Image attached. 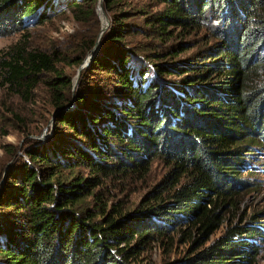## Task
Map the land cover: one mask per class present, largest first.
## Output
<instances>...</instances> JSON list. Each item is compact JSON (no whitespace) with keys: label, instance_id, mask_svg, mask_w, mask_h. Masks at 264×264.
Returning a JSON list of instances; mask_svg holds the SVG:
<instances>
[{"label":"trees","instance_id":"obj_1","mask_svg":"<svg viewBox=\"0 0 264 264\" xmlns=\"http://www.w3.org/2000/svg\"><path fill=\"white\" fill-rule=\"evenodd\" d=\"M58 1L0 0V38L24 34L0 54V88L30 100L46 86L59 109L55 136L26 145V159L17 158L0 185V264H137L154 243L172 251L176 235L196 250L161 264H256L253 238L264 240L258 224H231L205 244L239 202L242 144L264 140V0H146L164 5L154 13L133 0H105L108 11L121 13H114L75 95L58 66L66 56L32 47L25 32L59 4L87 22L98 0ZM125 5L144 8L143 27L130 28L135 34L145 28L164 41L178 27L208 30L221 41L203 64L163 62L176 54L170 50L141 57L148 49L128 42ZM209 9L224 30L209 23ZM86 41L69 63H83L96 44ZM158 159L170 171L134 211L107 210L101 193L94 194L104 177H145Z\"/></svg>","mask_w":264,"mask_h":264},{"label":"rangeland","instance_id":"obj_2","mask_svg":"<svg viewBox=\"0 0 264 264\" xmlns=\"http://www.w3.org/2000/svg\"><path fill=\"white\" fill-rule=\"evenodd\" d=\"M99 1L96 6V16L87 22L79 21L68 6H60L59 4L58 7H55V10L49 13L44 23L36 24L31 21L25 32L30 37V45L32 47L50 51L57 49L66 56L58 66L62 68L61 71H63L65 77L73 80L72 89L74 95L84 71L94 59L90 60L89 65L81 71L79 64L69 63L78 49V43L83 39L87 40L86 43L96 39L97 43V40L100 39V50L102 41L105 40L104 37L114 24V13L117 12L119 15L121 13L120 7L116 8L114 12L108 11L105 0H103L104 14L109 18V24L100 37L105 18L103 12L98 11ZM58 2L60 1L57 0L56 4ZM132 3L138 7L144 6L147 9L145 13H154L164 7L163 4L154 7L153 2L146 0H133ZM142 9L138 11L129 10V5H125L122 15L128 16L127 24L130 31L133 30L130 29L133 26L143 27L144 12H139L143 11ZM207 17L210 19V24L215 23L219 29H225V24H223L222 19H220L214 9L208 10ZM144 29L136 34L132 31L127 38L128 42L136 48L147 47L148 50L141 57L148 55L155 59L153 56L156 52L161 54L166 53L168 50L173 53L176 52L175 55L171 54L169 57L164 58L163 62L182 63L189 59L196 60L200 64L209 62L210 52L221 41L215 37L211 38V32L208 30H183L178 27L170 28L171 33L166 36L168 39L162 41L159 37L148 36ZM23 35L17 34L0 38V54L18 40L24 38L22 37ZM92 50L87 53V56ZM200 55L202 56L201 58H199ZM144 60L147 61V58ZM152 75L154 80L157 79L156 73L152 72L150 77ZM176 77L177 75L168 76L165 80L169 81V79H175ZM75 100L76 98L74 97L73 101L75 102ZM58 110L53 107L51 94L46 86L36 88L30 100L20 97L8 88H0V185L5 183L7 173L15 164L16 159H26V145H31V143L35 142H45L55 136V122ZM261 135L264 137V133ZM10 149L16 150L17 154H10ZM240 149L244 150L246 154L244 156L245 165L242 167L243 176L240 179L246 183L239 186V202L236 208L228 213L226 225L217 230L205 245L213 244L218 237L225 233L227 227L231 224L247 226L258 224V226L264 227V140L259 144L247 142L242 144ZM169 171L170 167L164 161L158 159L154 161L148 176L142 177L139 174L128 173L115 177H104L102 180L103 184L95 188L94 194L101 193V200L107 205V210L121 205L124 212L134 211L144 196L152 191ZM88 173L83 168L79 169V174L81 175L87 176ZM87 200L94 207V195H90ZM253 239L259 251L256 264H264V240L262 238ZM195 250L196 246L194 247L191 241L185 242L180 238V235H176L172 251L166 250L160 242L154 243L140 256V259L136 260V263L143 264L153 261L161 264L167 260L174 262L186 255L191 256Z\"/></svg>","mask_w":264,"mask_h":264},{"label":"water","instance_id":"obj_3","mask_svg":"<svg viewBox=\"0 0 264 264\" xmlns=\"http://www.w3.org/2000/svg\"><path fill=\"white\" fill-rule=\"evenodd\" d=\"M98 11L100 12H103V14L105 13L104 12V5H103V0H100L99 1V5H98ZM104 18L107 20V23L106 24H103V28H102V32L100 33V37L102 36L103 32L105 31L106 27L108 26L109 24V18L107 17L106 14H104ZM100 39L97 40V43L94 47V49L89 53V55L86 57V59L83 61V63L80 65V71L86 67L87 65H89V62L90 60H92L95 56V54L97 53V51L99 50L100 48ZM94 56V57H93Z\"/></svg>","mask_w":264,"mask_h":264},{"label":"bare ground","instance_id":"obj_4","mask_svg":"<svg viewBox=\"0 0 264 264\" xmlns=\"http://www.w3.org/2000/svg\"><path fill=\"white\" fill-rule=\"evenodd\" d=\"M107 23V20L106 19H104V24H106Z\"/></svg>","mask_w":264,"mask_h":264}]
</instances>
